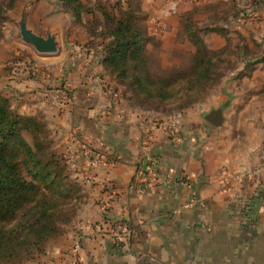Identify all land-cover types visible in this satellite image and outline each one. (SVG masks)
Wrapping results in <instances>:
<instances>
[{
  "label": "crops",
  "instance_id": "1",
  "mask_svg": "<svg viewBox=\"0 0 264 264\" xmlns=\"http://www.w3.org/2000/svg\"><path fill=\"white\" fill-rule=\"evenodd\" d=\"M254 26L257 56L238 64L210 109L163 118L124 107L98 77H66L72 94L55 123L85 202L66 232L23 264H264V21ZM223 27L242 37L248 28ZM204 39L211 50L225 46L214 32ZM149 159L156 176L132 188ZM112 185L118 196L104 213ZM79 224L80 248L70 252Z\"/></svg>",
  "mask_w": 264,
  "mask_h": 264
},
{
  "label": "rangeland",
  "instance_id": "2",
  "mask_svg": "<svg viewBox=\"0 0 264 264\" xmlns=\"http://www.w3.org/2000/svg\"><path fill=\"white\" fill-rule=\"evenodd\" d=\"M8 1L0 0V93L19 115L38 118L48 132L51 149L66 161L68 171L79 188V207L74 220L78 219L81 205L85 202L84 180L75 175L66 133L60 131L55 123L64 113L72 94L71 85L66 86L67 76L86 73L98 77L124 107L171 118L195 107L210 109L225 80L231 74L241 73L238 64L257 56L254 47L259 43L251 34V28L262 21L245 20L242 16L245 11L254 9L252 0H79L83 6L79 14L75 12V3L67 5L64 0H16L13 7H8ZM127 11L134 12L144 28L152 74L155 77L184 75L171 89L174 96L167 101L139 105L133 90L104 65L107 46L112 41L110 34L115 26L107 16L118 19ZM22 24L45 39L52 36L58 51L53 54L37 52L33 45L24 41ZM226 25L231 30L237 27L246 29V26L249 29L245 37L238 31H233L235 36H229L230 30L223 27ZM189 27L204 42L205 35L213 32L225 39V46L210 49L216 52L211 57L209 75L203 74L202 69H194L198 46L188 35ZM245 46L254 51L248 55L241 52ZM56 60L62 63L52 65ZM195 79L203 83L188 87ZM206 79L211 81L206 82ZM50 98L51 102L46 101ZM184 105L188 107L180 109ZM24 106L32 113L24 112ZM27 140L31 142V136L27 135ZM70 224L64 227L63 232ZM80 227L81 224L75 229L76 240L70 252L75 250Z\"/></svg>",
  "mask_w": 264,
  "mask_h": 264
},
{
  "label": "trees",
  "instance_id": "3",
  "mask_svg": "<svg viewBox=\"0 0 264 264\" xmlns=\"http://www.w3.org/2000/svg\"><path fill=\"white\" fill-rule=\"evenodd\" d=\"M15 2L9 0L8 7H13ZM64 2L75 3L77 14L83 9L79 0ZM252 2L253 10L264 8V0ZM107 19L115 22V26L104 58L105 67L133 90L139 105L171 99L174 96L171 89L184 75L155 77L152 74L147 37L138 16L127 11L121 18L107 16ZM188 35L198 46L194 69H202L203 74L209 75L211 57L216 51H210L193 28L189 27ZM201 83L195 79L188 87ZM27 135L31 136V142ZM47 136L38 118L19 115L0 93V264H23L43 254L47 244L61 236L64 227L77 215V182L68 171L66 161L51 149L52 142ZM115 189L112 185L106 191ZM117 222L121 226L125 223L124 220Z\"/></svg>",
  "mask_w": 264,
  "mask_h": 264
},
{
  "label": "built area",
  "instance_id": "4",
  "mask_svg": "<svg viewBox=\"0 0 264 264\" xmlns=\"http://www.w3.org/2000/svg\"><path fill=\"white\" fill-rule=\"evenodd\" d=\"M244 13L242 16L245 20H250V21L254 20L257 22L264 20V8L261 11H255L251 9L250 11H245ZM154 166H155L154 161L152 159H149L146 162V164L143 166V172H140L133 179L131 187L135 189H140V190H143L146 187H148L151 183V178L156 176ZM111 192L109 191V193L107 194L106 200H104L101 204V207L104 210V213H106L105 209L109 208L111 203L117 199L118 194L116 193V189L111 190ZM84 228L85 226L81 225L80 231L82 232ZM131 235H132V231L128 230V237L130 238ZM80 243H81V239L79 238L74 251H77L80 248Z\"/></svg>",
  "mask_w": 264,
  "mask_h": 264
},
{
  "label": "water",
  "instance_id": "5",
  "mask_svg": "<svg viewBox=\"0 0 264 264\" xmlns=\"http://www.w3.org/2000/svg\"><path fill=\"white\" fill-rule=\"evenodd\" d=\"M21 33L24 41L34 46L37 52L41 54H53L58 51L57 43L52 36H48L46 39L34 34L32 31L26 29L25 25L21 26ZM214 124L218 125L221 123L222 118L219 115H214Z\"/></svg>",
  "mask_w": 264,
  "mask_h": 264
}]
</instances>
